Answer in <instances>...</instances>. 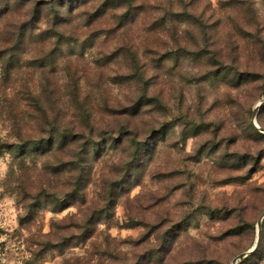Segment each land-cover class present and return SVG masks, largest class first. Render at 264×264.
I'll return each instance as SVG.
<instances>
[{"label":"rangeland","instance_id":"374dc122","mask_svg":"<svg viewBox=\"0 0 264 264\" xmlns=\"http://www.w3.org/2000/svg\"><path fill=\"white\" fill-rule=\"evenodd\" d=\"M263 99L264 0H0V264H232L264 212ZM83 116L84 198L50 139ZM119 129L147 147L85 239ZM236 264H264V218Z\"/></svg>","mask_w":264,"mask_h":264},{"label":"trees","instance_id":"16d2710c","mask_svg":"<svg viewBox=\"0 0 264 264\" xmlns=\"http://www.w3.org/2000/svg\"><path fill=\"white\" fill-rule=\"evenodd\" d=\"M54 3H51L53 7ZM119 7V6H118ZM84 125L86 126V130L88 129L90 134L88 137L86 135H82V138H73L70 140L69 135L64 130L54 129L51 131L50 139L55 141L59 139L61 146L64 147L68 143L75 145V149L69 153V159L64 162L65 167L69 168V171H73V194L78 197V194H82V198H84V191L88 184L91 182V153L97 147L95 135V128L93 124L90 123L89 119L86 117L80 118ZM102 140V145L106 147L108 141L117 142V138L109 136L104 139L103 136L106 132L104 130H97ZM121 134L128 135V138H123L121 143H125L127 148H124V151L130 150L127 159L123 162L122 167L120 169L119 174L114 179H104L101 184V193L99 194V203L97 206L93 207L90 214L87 216V219L84 220L85 227H83V235L84 238H90L93 236L96 229V218L97 217H107L110 218L115 212V206L119 197L121 196L123 189L127 186V183L138 176V171L140 168V163L143 159L144 151L147 145L144 142H141L131 132H126L124 129L118 130V135ZM97 136V135H96ZM127 137V136H125ZM100 138V139H101ZM83 224V225H84ZM88 231V232H87ZM86 233V234H85ZM88 233V234H87ZM51 241H48L45 244L40 245L41 248L37 254L40 257L44 251H49L55 247ZM258 248V247H257ZM40 253V254H39ZM121 264H136V261L132 262H122ZM163 264V262H161Z\"/></svg>","mask_w":264,"mask_h":264},{"label":"water","instance_id":"95a60500","mask_svg":"<svg viewBox=\"0 0 264 264\" xmlns=\"http://www.w3.org/2000/svg\"><path fill=\"white\" fill-rule=\"evenodd\" d=\"M262 104H264V99L261 100V101L256 105V107H255L254 110H253L252 120H253V123H254V124H255V116H256V113H257V111H258V108H259ZM255 125H256V124H255ZM256 127L259 128L257 125H256ZM259 129H260L262 132H264V128H259ZM263 218H264V212L262 213V215H261V217H260V219H259V221H258L257 240H256L255 245H254L250 250H248V251H246V252H244V253H241V254H239L238 256H236V257L233 259L232 264H236V262H237L238 260H240V259H242V258H244V257H246V256H248V255H251V254L257 249V247H258V245H259V242H260V236H261V223H262Z\"/></svg>","mask_w":264,"mask_h":264}]
</instances>
